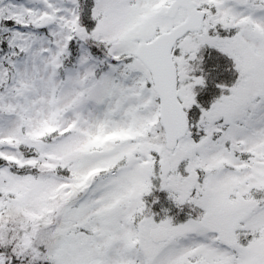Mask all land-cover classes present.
Segmentation results:
<instances>
[{
    "label": "snow or ice",
    "instance_id": "snow-or-ice-1",
    "mask_svg": "<svg viewBox=\"0 0 264 264\" xmlns=\"http://www.w3.org/2000/svg\"><path fill=\"white\" fill-rule=\"evenodd\" d=\"M0 264H264V0H0Z\"/></svg>",
    "mask_w": 264,
    "mask_h": 264
}]
</instances>
